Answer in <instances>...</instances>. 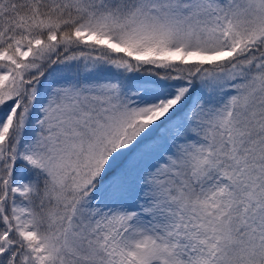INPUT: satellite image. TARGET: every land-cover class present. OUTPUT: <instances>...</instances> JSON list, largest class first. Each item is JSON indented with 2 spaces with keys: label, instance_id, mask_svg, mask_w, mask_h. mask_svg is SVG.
Segmentation results:
<instances>
[{
  "label": "snow or ice",
  "instance_id": "6c2138e0",
  "mask_svg": "<svg viewBox=\"0 0 264 264\" xmlns=\"http://www.w3.org/2000/svg\"><path fill=\"white\" fill-rule=\"evenodd\" d=\"M0 264H264V0H0Z\"/></svg>",
  "mask_w": 264,
  "mask_h": 264
}]
</instances>
